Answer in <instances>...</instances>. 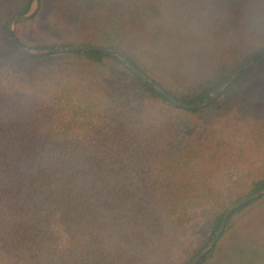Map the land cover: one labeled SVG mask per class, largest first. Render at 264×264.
<instances>
[{"label":"trees","instance_id":"trees-1","mask_svg":"<svg viewBox=\"0 0 264 264\" xmlns=\"http://www.w3.org/2000/svg\"><path fill=\"white\" fill-rule=\"evenodd\" d=\"M0 0V264H190L264 189V0ZM126 57L122 61L116 54ZM198 264H264V195Z\"/></svg>","mask_w":264,"mask_h":264},{"label":"water","instance_id":"water-1","mask_svg":"<svg viewBox=\"0 0 264 264\" xmlns=\"http://www.w3.org/2000/svg\"><path fill=\"white\" fill-rule=\"evenodd\" d=\"M40 7V0H35L34 5L31 9V11L28 14L22 15L18 18L13 19L12 21H10V23L8 24V32L9 35L12 39V41L14 42V44L18 47V49L26 54L29 55H43L45 53H68L71 51H76V50H97V51H105V52H109L112 53L111 50H108L104 47H91V46H86V45H75V46H71V47H66V48H58V49H47V50H30L28 47H24L23 45H21L18 40L17 37L14 34V26L16 24L19 23H23L26 22L27 20H29L30 18H32L36 12L38 11ZM122 61H126V57L120 53L116 54ZM264 62V55L262 57H259L243 66H241L240 68H238L235 72V74L232 76V78L228 79L221 87L220 89L211 97V99L203 104H199V105H187L184 103H180L177 100H175L172 96H170L160 85H158L156 82H154L153 80H151L149 77H147L146 75H143L142 73H140L136 67L130 63L127 62V65L129 67L130 70H132V72L134 74H136L137 76L141 77L142 79H144L146 82L150 83L159 93H161L166 99H168L169 101H171L172 103H174L175 105L179 106L180 108H184L187 110H196V109H201L204 108L205 106H208L211 103H214L217 99H219V97L221 96L222 92L224 91V89L228 86L229 82L235 78L236 76L240 75L241 73H243L244 71L254 68L257 65L261 64ZM264 195V189L255 193L252 196H249L243 200H241L240 202L234 204L232 207H230L228 209V211L224 214V217L222 219V223H221V228L219 233L217 234V236L214 238V240L201 252L197 255V257L195 259H193V261L190 264H198L199 261L202 259V257H204V255L210 250L212 249L215 244L218 242V240L221 238L223 232L225 231L227 222L229 217L236 211L238 210L240 207L244 206L245 204L251 202L252 200H254L257 197H261Z\"/></svg>","mask_w":264,"mask_h":264},{"label":"rangeland","instance_id":"rangeland-1","mask_svg":"<svg viewBox=\"0 0 264 264\" xmlns=\"http://www.w3.org/2000/svg\"><path fill=\"white\" fill-rule=\"evenodd\" d=\"M23 23H24V22H23ZM19 24H21V23H19ZM17 25H18V24H16V25L14 26V32L16 31V27H17Z\"/></svg>","mask_w":264,"mask_h":264}]
</instances>
